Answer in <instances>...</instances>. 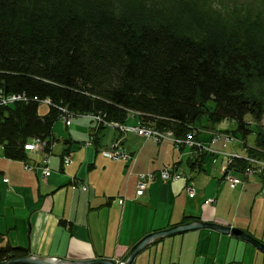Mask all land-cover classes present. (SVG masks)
Wrapping results in <instances>:
<instances>
[{
	"label": "trees",
	"instance_id": "obj_1",
	"mask_svg": "<svg viewBox=\"0 0 264 264\" xmlns=\"http://www.w3.org/2000/svg\"><path fill=\"white\" fill-rule=\"evenodd\" d=\"M10 95L22 96L0 103V153L11 161L24 162L34 140L50 155L63 110L101 124L132 115L195 143L223 120L243 136L254 124L247 155L264 158V0H0V96ZM28 254L0 246V262Z\"/></svg>",
	"mask_w": 264,
	"mask_h": 264
},
{
	"label": "crops",
	"instance_id": "obj_2",
	"mask_svg": "<svg viewBox=\"0 0 264 264\" xmlns=\"http://www.w3.org/2000/svg\"><path fill=\"white\" fill-rule=\"evenodd\" d=\"M89 119L90 126L81 122L73 127V119L69 125L64 124L69 131L68 145L60 152L54 150L53 131L50 155L44 150L27 151L25 161L18 162L0 153V246L26 248L29 254L47 258H108L120 262L143 237L179 225L185 217L238 228L264 244V232H252L244 218L238 221L240 207L249 199L248 189L264 184L259 176L244 178L243 185L231 188L222 179L227 170L226 158L211 155L212 172L209 173L205 166L208 154L199 149L187 144L177 148L168 141L156 144L111 127H107L110 129L105 134L107 139H101L105 127ZM137 124H140L139 119ZM116 139H121L122 150L132 155L127 163L102 155ZM197 141H200L199 135ZM215 144L211 140L207 146L215 150ZM52 151L56 152L52 154ZM66 155L71 156L68 165L62 163ZM44 158L48 159L50 174L41 180L43 169L40 166ZM196 158L201 159L200 168L193 169L189 162ZM24 165L30 169H25ZM170 167L171 173L181 178L161 180L157 172ZM150 172L155 173V180L148 183L143 196L136 197L138 175ZM194 175H203L213 181L201 189L195 188ZM218 177L232 195H242L239 201L235 203L233 198L220 194L221 185L217 188L214 183ZM188 185L195 191L192 198L185 192ZM208 199L213 200L209 205L204 203ZM253 263L264 264V254L238 238L206 229L154 243L133 262Z\"/></svg>",
	"mask_w": 264,
	"mask_h": 264
},
{
	"label": "rangeland",
	"instance_id": "obj_3",
	"mask_svg": "<svg viewBox=\"0 0 264 264\" xmlns=\"http://www.w3.org/2000/svg\"><path fill=\"white\" fill-rule=\"evenodd\" d=\"M47 112H48L47 105L46 104H41L39 106V113L41 115H44ZM137 120H138L137 118L135 119V118H133L132 115H129V117H128L127 121H126L127 125H119V124H117L116 127L119 129L120 133H121V129L125 133H127V132L134 133V132L130 131L131 128L146 126V125L141 124V123L138 125L137 124ZM247 120L250 121L249 118H247ZM72 122H73V127H74V125L76 123H81V122L84 123L85 125L87 123V125L90 126L91 120L88 117H86V116H78V117H74ZM135 124H137V125H135ZM202 124L206 125V122L203 121ZM236 126H237L236 123L231 121V120H223L222 122L214 125L213 128H209L210 130H204V129L200 128L201 129L200 130L201 133L199 135L200 136V141H199L200 143H198L200 146L198 147V149L201 150L202 152H204L205 154H208V158L205 161V164H206L205 166H206V169L208 170L209 173L212 172V160H211L212 156L211 155H218L219 159L220 158H224L225 159L226 157H229V158H231V159H233V160H235L237 162L238 160H244V159H239V157L240 158H245L244 156L247 153V148L248 147H253L255 145L256 138H257V128H256V126L254 124H250L249 128H250L251 132L249 134L245 135V136H243V134L241 132H236ZM109 127L114 128L113 125L112 126L110 125ZM147 127H149V126H147ZM259 127L262 128L263 133H264V119L261 122ZM54 129H53V131H55L54 135H55V138H56V141L54 143V150L59 151L62 147H66L67 148L68 144L66 143V140H68L67 138H68V135H69V131L65 129L64 123L60 119L54 125ZM69 130H70V128H69ZM107 131H110V129L107 128V127H105L101 131V132H103V133H101V139L102 138L107 139V136L105 135ZM168 132H170V131H168ZM134 134L137 135L136 132ZM218 135L221 136V137L219 139H216L215 142L212 141L213 143H216L213 146V149H215V150H211L209 148L210 146H207V145L210 144V141L212 140L213 137H218ZM137 136H139V135H137ZM140 137H142V138H144V139H146L148 141L154 142V141L149 139L150 137L149 138H146V137H143V136H140ZM224 137H229L230 141L229 142H227V140L224 141L222 139ZM174 138L180 139V138H177V137H174ZM220 140H222V142ZM167 141L169 143H171L172 145H174L175 147L177 146V144H180V145L182 144V142H172L170 140H167ZM154 143H156V142H154ZM222 143H223V145L225 144L224 148H222ZM195 144H197V143H195ZM111 145H115V150L118 153L117 154L118 158L117 159H112V160H119V161H122L124 163H127L131 159L132 155H130L128 153H125L124 150H122L121 139L114 140L111 143ZM110 146H109L108 149L112 148V147L110 148ZM244 146H246V147H244ZM42 148H44V146ZM104 151H106V149ZM53 152H56V151H52V154H53ZM59 152L56 153V154H59ZM244 152H245V154H244ZM66 156H70V155H66ZM66 156H64V157H66ZM70 158H71V156H70ZM246 158H248V157L246 156ZM1 159H2V156H0V160ZM56 159L58 160V158H56ZM108 159H111V158H108ZM219 161L220 160H218V163H219ZM184 162H186V161H184ZM244 162H245L246 165H251V166H253V168H255L257 170H264V158L262 156L253 157V158L251 156V158H248ZM184 166L188 167L186 164ZM205 166H204V169H205ZM225 167H226L225 169H227L229 167L226 164V162H225ZM160 171L162 172L163 170L161 169V170H159V172ZM151 175H152L151 172L138 175L137 183H136V192H135L136 197L143 196L144 192L146 191V189H145L142 193H140L138 195L139 185L141 184V183L138 184V181L139 180L141 181V179H142V180L146 181L147 183H150L151 181L155 180V178L151 177ZM223 175H225V174H223ZM256 175H258L259 178H261V180H264V171L261 174H256ZM256 175H252V176H256ZM141 176H144V177L142 178ZM233 176L235 178L241 180V182H244V177H242L238 173L233 174ZM41 177H42V175H41ZM203 177H204V179H202ZM177 179H179V178H177ZM177 179L167 178V179H164V180L161 179V180L167 181V180H177ZM201 179H202V183H201ZM220 179L221 178L218 177V178H215V180H214L215 181L214 182L215 186L217 188L221 185L219 187L220 194L223 193V194H225L226 197L229 196L230 199L233 198L232 201H235V203L237 201H239L242 195L240 193H237L236 195H232L227 190V186L223 182H220ZM193 180H194V184H193L194 187L195 188H200V189L204 185L207 186L211 181H213L212 179L206 178V176H203V175H199V176L198 175H194L193 176ZM224 181H226L227 184L230 185L227 180L224 179ZM252 186H255V185H250L249 187H252ZM234 187H237V186H234ZM234 187H231V188H234ZM261 189L262 190L264 189V184H261V186L259 185L258 187H252L251 190L248 189V192H249V194L247 193V195L249 197L248 202L246 203L245 206L242 205L240 207L239 216H238V221H240L242 218H244L245 222L248 223V225L250 226L251 231L252 232H258L259 234L264 232V203L261 202L260 193H259L261 191ZM186 194L189 196L188 192H186ZM254 197H256L257 199H255ZM207 205H209V204H207ZM251 207H252V209H251ZM248 209H249V214H248ZM250 210H251V212H250ZM249 217H250V219H249ZM230 218H231V221H232V219H234L233 215ZM168 239H170V238H168ZM253 264H260V263H253Z\"/></svg>",
	"mask_w": 264,
	"mask_h": 264
},
{
	"label": "water",
	"instance_id": "obj_4",
	"mask_svg": "<svg viewBox=\"0 0 264 264\" xmlns=\"http://www.w3.org/2000/svg\"><path fill=\"white\" fill-rule=\"evenodd\" d=\"M212 230L223 235H229L238 238L245 243L250 244L255 249L264 254V244L254 240L248 233L238 228L220 225L217 223L193 220L187 223L175 225L166 230L157 231L146 235L138 241L129 251L127 257L123 261H115L113 259H91V260H72L41 257L29 254L24 257L12 258L10 260L0 262V264H133L135 258L141 254L150 245L163 241L167 238L180 236L197 230Z\"/></svg>",
	"mask_w": 264,
	"mask_h": 264
},
{
	"label": "built area",
	"instance_id": "obj_5",
	"mask_svg": "<svg viewBox=\"0 0 264 264\" xmlns=\"http://www.w3.org/2000/svg\"><path fill=\"white\" fill-rule=\"evenodd\" d=\"M20 100H22V96H18V95H10V96H5V97L4 96H0V103H1V105H5V106L6 105L13 104L14 102H17V101H20ZM43 104H47L48 105L49 102L48 101H45V102H43ZM63 113H64V115L63 116L61 115L60 120L65 125H69L70 122H71V120L75 117V115H72V113L69 114L65 110H63ZM91 119L93 121H95L97 124H101V118L100 117L93 116V117H91ZM110 125L111 126L113 125L114 128H117L116 127L117 124H109V126ZM146 127L147 126L131 128L130 131H132L134 133L136 132L137 135H139V136H143V137H146V138H149L150 137L149 139L152 140V141H154V142H156V143H159V142L164 141L166 139L165 141L170 140L172 142H182V144L185 143V144H188L189 146H197V147L200 146L198 143L195 144L194 142H192V138H190L189 136L186 137V139H176V138H174V136L172 135L171 132H168V131H160V130L153 129L151 127H147V128ZM121 131L124 132L122 129H121ZM229 139L230 138L225 137L224 138V141L227 140V142H228ZM213 141H215V139H213ZM34 142L35 143H33V145H26V146H24V149L27 150V147H31L30 150H33V148H34V150H37V149L39 150V149H41L44 146L41 142L39 143V141L34 140ZM177 145H180V144H177ZM110 148L111 149H108V150L102 152L103 156H105L107 158H111V159H117L118 158V155H117L118 153L115 150V145H111ZM247 157L248 158H251V156H247ZM248 158L245 157V158H242V159L247 160ZM63 163L64 164H70L71 163L70 156L63 157ZM43 164L45 166H47V160H44L43 161ZM162 170H163L162 172L161 171L160 172H157L160 179H163L164 180V179H167V178H170V179L180 178V176L178 174L171 173V169L170 168H164ZM263 171L264 170H257L255 168H253V166L247 165L243 169L239 170L238 173H241L245 177H250L252 175L261 174ZM49 174H50L49 168L43 169V171H42V177H40L41 180H44L46 177L49 176ZM141 177L143 178L144 176H141ZM151 177H154L155 178L154 173H152ZM224 178H225V180H227L229 182V184H230L231 187L238 186V185H241L242 184L241 180H239V179H237V178H235L233 176L231 170H229V171H227L225 173ZM138 184H140L139 185V189H138V195H139L145 189H147L148 183L146 181H144V180L141 179V181L140 180L138 181ZM187 192H188V194H189L190 197H193L194 196V191L190 187L187 188ZM260 195H261V200L264 202V190L261 191ZM212 202L213 201L211 199H209V200H206L205 201V204H211Z\"/></svg>",
	"mask_w": 264,
	"mask_h": 264
},
{
	"label": "bare ground",
	"instance_id": "obj_6",
	"mask_svg": "<svg viewBox=\"0 0 264 264\" xmlns=\"http://www.w3.org/2000/svg\"><path fill=\"white\" fill-rule=\"evenodd\" d=\"M106 124H108V123H104V124H101V125H103L104 127H107V125ZM109 127V126H108ZM121 133H122V131H121ZM156 144H159V143H156ZM108 148L109 147H107L106 148V150H108ZM226 164L228 165V166H230L231 164H232V162H235V160H233V159H231V158H229V157H226ZM18 162H20V161H18ZM24 166H26V167H29L28 165H24ZM42 169H47L48 167L47 166H45V165H41L40 166ZM227 170H229V167L227 168ZM122 203V201H120L119 202V204H121ZM195 220H197V219H195ZM200 221V220H199Z\"/></svg>",
	"mask_w": 264,
	"mask_h": 264
}]
</instances>
